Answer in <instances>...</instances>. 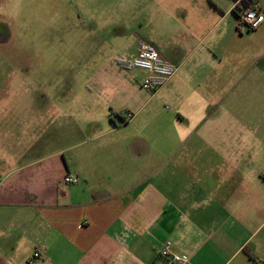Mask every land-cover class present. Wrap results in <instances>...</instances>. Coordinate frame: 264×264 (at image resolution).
Here are the masks:
<instances>
[{
  "label": "crops",
  "instance_id": "crops-1",
  "mask_svg": "<svg viewBox=\"0 0 264 264\" xmlns=\"http://www.w3.org/2000/svg\"><path fill=\"white\" fill-rule=\"evenodd\" d=\"M82 2L120 6L82 16L99 71L61 96L0 100V264H164L166 244L184 264H264V160L236 151L230 107L211 110L250 77L225 39L233 16L242 31L236 0ZM140 41L177 68L155 93L117 65Z\"/></svg>",
  "mask_w": 264,
  "mask_h": 264
},
{
  "label": "rangeland",
  "instance_id": "rangeland-1",
  "mask_svg": "<svg viewBox=\"0 0 264 264\" xmlns=\"http://www.w3.org/2000/svg\"><path fill=\"white\" fill-rule=\"evenodd\" d=\"M73 1L78 0H0L1 101L9 94L71 93L99 71V64L90 63L91 55H99L98 47L84 39L88 33L86 26L81 27L85 23L82 16L85 9L99 14L103 7L109 13H120V6ZM255 1L264 5V0ZM133 8L131 15L135 14ZM233 21L225 36L234 52L230 62L234 63L235 76L250 67V77L246 81L236 79L229 97L220 95L211 110L222 114L230 107L233 115L229 119V139L237 146L236 151L264 160V33L247 38L257 31L245 27L238 31L234 16ZM133 22L138 32L140 27L133 20L130 25ZM222 137L226 132L219 133Z\"/></svg>",
  "mask_w": 264,
  "mask_h": 264
},
{
  "label": "built area",
  "instance_id": "built-area-1",
  "mask_svg": "<svg viewBox=\"0 0 264 264\" xmlns=\"http://www.w3.org/2000/svg\"><path fill=\"white\" fill-rule=\"evenodd\" d=\"M244 0H236V14L238 15L239 26L245 27L249 31L257 30L264 23V15L251 6H244ZM117 65L126 71L139 70L145 73L140 84V88L149 93H155L161 89L176 73L177 68L167 62L155 49L153 45L145 41L138 44L135 56L129 60H118ZM134 115L131 112L118 113L116 118L118 124L111 123V127L121 126L132 120ZM74 178L67 176L64 178L66 184H71ZM160 257L164 264H184L183 260L169 252V244H166L160 252ZM40 259V254L34 252L27 260L28 264Z\"/></svg>",
  "mask_w": 264,
  "mask_h": 264
},
{
  "label": "trees",
  "instance_id": "trees-1",
  "mask_svg": "<svg viewBox=\"0 0 264 264\" xmlns=\"http://www.w3.org/2000/svg\"><path fill=\"white\" fill-rule=\"evenodd\" d=\"M244 6H251L252 7V1L251 0H244L243 1ZM238 16V15H237ZM246 252V251H245Z\"/></svg>",
  "mask_w": 264,
  "mask_h": 264
}]
</instances>
